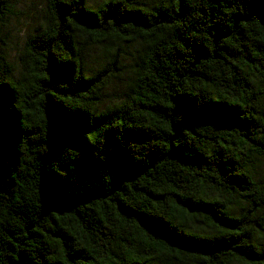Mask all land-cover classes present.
I'll use <instances>...</instances> for the list:
<instances>
[{
  "label": "trees",
  "instance_id": "trees-1",
  "mask_svg": "<svg viewBox=\"0 0 264 264\" xmlns=\"http://www.w3.org/2000/svg\"><path fill=\"white\" fill-rule=\"evenodd\" d=\"M0 145V264H264V0H46Z\"/></svg>",
  "mask_w": 264,
  "mask_h": 264
},
{
  "label": "rangeland",
  "instance_id": "rangeland-1",
  "mask_svg": "<svg viewBox=\"0 0 264 264\" xmlns=\"http://www.w3.org/2000/svg\"><path fill=\"white\" fill-rule=\"evenodd\" d=\"M88 1L91 5H96L102 0ZM45 4L46 0H16L14 14L0 22V49L4 52L15 73L21 69V57L26 38L42 23ZM89 47L87 65L92 71L100 68L106 57L103 46L89 44ZM131 48L132 46L127 44L121 45V51ZM130 57L129 53H125L120 74L111 79L110 85L105 90L104 104L108 105L117 101L128 87ZM1 147L5 146L0 145V149H2ZM262 175H264V160L259 168V176Z\"/></svg>",
  "mask_w": 264,
  "mask_h": 264
}]
</instances>
